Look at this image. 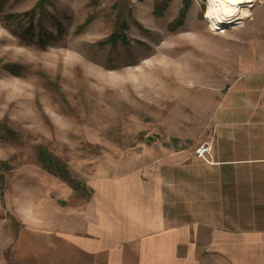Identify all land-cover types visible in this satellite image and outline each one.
I'll list each match as a JSON object with an SVG mask.
<instances>
[{"label": "rangeland", "instance_id": "rangeland-1", "mask_svg": "<svg viewBox=\"0 0 264 264\" xmlns=\"http://www.w3.org/2000/svg\"><path fill=\"white\" fill-rule=\"evenodd\" d=\"M39 1L0 0V264H39L37 228L90 208L116 213L124 189L148 186L160 149H195L249 43L264 34L261 0L222 29L205 20L207 0H192L174 29L182 0L161 16L160 0H47L44 14L27 15ZM30 23L44 46L18 36ZM116 30L127 42H106ZM41 146L77 190L40 166ZM111 250L108 261L120 264Z\"/></svg>", "mask_w": 264, "mask_h": 264}, {"label": "crops", "instance_id": "crops-1", "mask_svg": "<svg viewBox=\"0 0 264 264\" xmlns=\"http://www.w3.org/2000/svg\"><path fill=\"white\" fill-rule=\"evenodd\" d=\"M242 66L198 140L206 157L193 147L160 149L154 177L124 189L118 212L96 217L90 208L37 228L46 249L39 264H110V249L120 264H264V34Z\"/></svg>", "mask_w": 264, "mask_h": 264}, {"label": "trees", "instance_id": "trees-1", "mask_svg": "<svg viewBox=\"0 0 264 264\" xmlns=\"http://www.w3.org/2000/svg\"><path fill=\"white\" fill-rule=\"evenodd\" d=\"M169 1L170 0H160L159 2H157L154 6V14L156 16H161L164 10L166 9V7L168 6ZM46 3H47V0H40L37 6H35L34 9H32L29 13H26V14L27 15L31 14V16H34L37 11L40 13V15L44 14ZM191 4H192V0H182V5L179 10L178 16L173 22L169 24V27L171 29H174V26L180 25L183 22V19L185 18L187 11L189 7L191 6ZM9 17L15 18V17H18V15L11 14L9 15ZM59 34H61V32ZM18 36L24 42L38 43L43 46L46 43V41L42 39V36H40L38 39H35L36 26L34 25V23H30L28 27L20 31L18 33ZM119 41L127 42L124 37V34L121 33V30L120 32L119 30L114 31L112 35L106 40V42L111 43V44H116ZM4 68H6L7 70H9L10 72L14 74H21V70H22V67L16 64H13V63L4 64ZM36 160L42 168L47 170L49 173L55 176H58L62 180L68 182L72 186V188H74L75 190L79 188L80 183L75 178L72 177L70 173V169L67 167V165L64 162L51 156L46 147L41 146L38 149Z\"/></svg>", "mask_w": 264, "mask_h": 264}, {"label": "bare ground", "instance_id": "bare-ground-1", "mask_svg": "<svg viewBox=\"0 0 264 264\" xmlns=\"http://www.w3.org/2000/svg\"><path fill=\"white\" fill-rule=\"evenodd\" d=\"M256 0H207L205 20L213 29L232 27L249 19Z\"/></svg>", "mask_w": 264, "mask_h": 264}, {"label": "built area", "instance_id": "built-area-1", "mask_svg": "<svg viewBox=\"0 0 264 264\" xmlns=\"http://www.w3.org/2000/svg\"><path fill=\"white\" fill-rule=\"evenodd\" d=\"M209 153H210V149L208 145L202 144L196 149V154L202 158L206 157V155Z\"/></svg>", "mask_w": 264, "mask_h": 264}]
</instances>
